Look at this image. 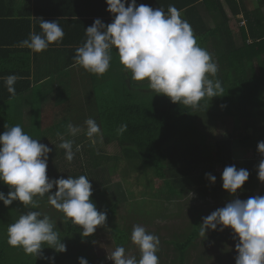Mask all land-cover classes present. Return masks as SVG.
Listing matches in <instances>:
<instances>
[{
	"label": "trees",
	"instance_id": "obj_1",
	"mask_svg": "<svg viewBox=\"0 0 264 264\" xmlns=\"http://www.w3.org/2000/svg\"><path fill=\"white\" fill-rule=\"evenodd\" d=\"M17 1L0 0V23L4 31L9 35L12 32L19 34L17 40L8 43L20 45V42L27 39L30 33H40V22L37 20L39 18L50 22L57 21L62 28H65L64 25L67 23V27L72 30L70 31L71 39L64 40L62 44L69 46L68 65L75 64V49L86 40L85 30L92 26L96 19L86 17L87 19H80L79 22L78 20L55 19L62 17L63 12L58 11L60 0H49L45 4L42 0H36V2L25 0L23 3L20 2L19 6ZM208 1L216 4L214 9H210L213 13L208 19L199 7L201 0H136V3L137 5H148L153 9L162 7L165 11L169 5H174L180 10L182 17L184 16V19L189 22L198 44L205 48L218 64L219 71L216 78L221 81L222 87H225L223 96L213 97L210 100L211 106L207 101H203L202 107L193 110L190 107L172 103L168 97L163 95H156L149 103L147 101L145 106L143 103L138 104L136 102L138 100L130 94L126 87L117 88L118 78L131 84V77L130 73L123 70L118 55L112 54L115 71L109 83L107 82L104 86L97 85L95 81L84 83L80 87L79 94H83L86 104L82 102L81 96L78 98L76 95V87H68L67 91L63 89L60 91L61 101L59 102L67 109L66 118L61 119L50 131H44L38 127V120L35 119L32 131L30 130L31 137L38 139L39 142L46 140L48 136L54 139L53 143L48 145L52 150L48 156L47 167V175L50 179H66L68 176L79 177L80 175H86L89 178L93 191L91 199L98 211L107 214L106 219L112 226L113 239L117 246L131 247L132 230L121 225L120 220L117 219L119 218L117 215L119 206L123 205L128 197L119 191L115 198L107 196L111 190L109 187L102 186V179L96 173L98 170H95L105 163L102 159L110 158L109 154L105 153V146L114 141L110 138L112 135L117 136L118 145L116 146L120 147L113 151H120L133 169L136 166L145 174L151 172L154 178L161 181V186L155 193L157 197L178 202L177 200L193 191L197 192L199 197L212 196L216 199L234 197L222 188L221 176L226 166L235 165L234 154L238 147L242 148L244 150L242 152L246 155L242 161L237 163L241 162L243 169L250 173L248 181L242 186L246 192L245 198L255 196L248 192H253L260 182L258 165L264 159V155L257 151L258 142L264 141V10L262 9L264 0H260L262 7L255 9H249L244 0H240V3L237 0ZM95 3L94 1V4L93 2L89 4L90 9L87 15L97 16L95 18L100 19L105 25L112 23L113 14L108 11L98 12L99 8L95 7ZM43 5H48V10L43 9ZM239 14L240 25L233 28L230 22ZM75 22L80 23V26H77ZM22 50L28 51L29 49L22 47ZM113 51L116 53L115 49ZM21 63L29 65L23 56ZM16 74L18 80L15 84L16 95L14 97L7 92L4 80H0V115L6 113L0 117V134L14 125V121L12 122L7 112L11 102L28 90H31L32 97L41 90L38 83L30 80L29 72L23 71ZM226 89L231 92H227ZM119 94L123 97L122 99L119 98ZM38 111V108L33 107L34 115H38ZM219 112L231 117L234 128L229 131L228 136L215 138ZM88 118H93L100 126L103 136L107 137L102 142L98 140L96 148L90 144L83 132L76 137L68 134L57 136L64 131L67 133L68 123L85 127L84 122ZM123 124H127V130L123 134H117V129ZM235 132H238V136L233 140H236L238 144L231 139ZM61 137L65 140H74L73 163L65 159V150L58 147L62 142ZM77 145L79 151H76ZM54 162L61 165H56ZM71 164H74L80 172L70 171ZM206 173H211L216 177L214 184L206 179ZM55 191L57 188L54 186L50 194H54ZM0 192H4L6 196L9 192V187L3 182H0ZM49 207L51 205L45 196L40 200L39 208L32 210H38L56 222L57 230L67 250L63 253H56L53 249L45 247L43 255L45 257L54 256V264H69L74 260H79L80 257L93 261L92 241L96 235L83 237L80 226L72 224L63 214L60 216L51 214ZM28 210L18 200L9 206H5L0 201V264H50L48 260L25 255L21 248L11 247L7 243L8 226L20 214ZM192 216L191 218L194 219L195 216ZM201 217L197 216L194 219L195 222L192 219L193 223H188V228L181 235L177 234L170 240H163L162 243L169 244V247L172 245L174 257L168 263L163 257L161 259V246L163 245L161 244L157 254L160 264H188L189 250L196 247L197 242L200 241V245L207 244L211 241L210 238L221 236L219 230H207L206 237H201L199 235ZM228 232L227 229L224 230L223 236L227 237ZM198 251L199 259L205 262L207 256L202 249Z\"/></svg>",
	"mask_w": 264,
	"mask_h": 264
},
{
	"label": "clouds",
	"instance_id": "obj_2",
	"mask_svg": "<svg viewBox=\"0 0 264 264\" xmlns=\"http://www.w3.org/2000/svg\"><path fill=\"white\" fill-rule=\"evenodd\" d=\"M107 11L113 14V22L105 25L96 19L86 28V40L75 49L74 62L90 74L102 77L108 72L112 61V51L117 50L119 62L131 79L147 81L148 88L156 95H163L172 103H178L197 110L202 102L223 96L224 88L219 79L218 64L212 55L202 48L189 24L182 18L180 10L169 5L167 11L160 7L153 9L136 0H106ZM127 5V6H126ZM39 20L40 33L32 32L20 42L33 53H42L50 45H62L65 32L57 21ZM16 75L5 77L4 83L11 96L16 95ZM85 127L67 124V134L76 137L82 132L94 147L102 142L103 133L93 118L84 122ZM127 124L117 129V134L127 130ZM59 148L65 150V159L72 162L75 157L73 139L65 140ZM52 150L38 139L27 134L17 124L0 134V182L9 187L7 196L0 192V201L5 206L14 201L22 202L26 213H22L7 228V243L21 248L25 255L41 258L54 264L55 257H45V247L56 253L65 252L57 224L48 215L38 210L40 200L45 196L49 205L64 214L72 224L80 226L82 236L88 237L97 227L106 225L107 214L97 210L91 199L92 185L86 175L50 179L47 175L48 156ZM76 151H79L77 145ZM257 151L264 155V141H259ZM250 173L226 166L222 172V188L234 197L248 181ZM212 184L216 177L205 174ZM258 179L264 182V159L258 165ZM57 188L50 194L53 187ZM233 230L238 238L235 264H264V195L246 200L234 198L222 208H218L203 218L199 235L206 237L207 230ZM131 242L139 250V258L126 253L123 246H117L108 255L114 264H160V238L141 225H134ZM79 264H88L80 257Z\"/></svg>",
	"mask_w": 264,
	"mask_h": 264
},
{
	"label": "rangeland",
	"instance_id": "obj_3",
	"mask_svg": "<svg viewBox=\"0 0 264 264\" xmlns=\"http://www.w3.org/2000/svg\"><path fill=\"white\" fill-rule=\"evenodd\" d=\"M252 6H255V4ZM249 8L253 9L255 7L249 6ZM237 21L239 27L240 20L238 19ZM129 76L131 77V74H129ZM124 87L127 88L131 95H134V98L138 100H135L138 104L143 103L144 106L147 101L149 103L156 96L155 92L148 88L147 81L137 82L131 79L130 84L128 82H123L118 78L117 88L123 89ZM226 91L231 92L228 89H226ZM118 96L121 99L123 98L120 94ZM116 100H118L117 96ZM205 101L208 102L209 106L212 105L210 100ZM217 117L219 130H215V133L217 134L215 138L228 136L229 131L234 128V122L231 120V117H227L223 112H219ZM237 136L238 132H235V135L231 138L235 144H238V142L233 140V138L236 139ZM106 138L107 137L104 135L103 139ZM110 138L114 141H112V143L108 146H105V153H108L110 158H101L102 162L104 161L105 163L101 164L98 169L96 168L95 170L98 171L95 172L98 177L102 179V186L109 187V190H111L107 196L109 195L111 198H115V195L117 196V192L119 191L128 197L126 198L125 203L120 205L118 209L117 215L119 218L117 217V219L120 220L119 222L121 225L130 231L133 229L134 225H141L149 232L159 236L161 242L160 245L163 244L161 246L162 249L160 257L161 259L163 257L164 261L167 263L174 257V251L171 249L172 245L169 247V244L162 243L163 240H170L177 234L181 235L185 232L188 228V223L192 222V214V217L195 216L194 219H196L197 216H202L200 220L201 224L203 222V218L210 215L216 209L224 207L226 203L230 202L232 199H246V192L244 190H238L237 195L235 197H231L230 199L223 197L216 199L212 196V198L210 196L199 197L195 191L189 192L183 198L177 200L178 202H172L164 199L163 197H157L155 193L160 188L161 181L154 178L151 172L145 174L137 169L136 166H134L135 169H133L123 154L120 151H116L117 148H120L116 146V144L118 145L117 136L114 137V135H112ZM114 149L116 150L113 151ZM242 151L244 150L238 147L234 154L236 161L235 166L238 170L243 168V166L241 162L240 164L237 162L242 161L245 157L244 155H246L245 152ZM116 156L118 158H115ZM70 163H73V161ZM54 164L61 165L56 162H54ZM69 170L76 173L80 172L75 168L74 164H71ZM150 183H152V185H149ZM118 184H120V186H118ZM263 188L264 182H259L255 190L248 193H252L257 196L259 193H263ZM103 204L105 205V203ZM49 210L51 214H56L57 216L63 214L52 206L49 207ZM193 222H195V220ZM111 227L112 226L109 225L107 219L105 226L97 227L96 232L94 233L96 237L92 241L93 247L91 250L94 258L93 261H88V264H114V261L108 259V255H110L117 247L113 239ZM226 229L227 232H229L228 236L224 237L223 231ZM217 230H219V226ZM224 230H219L221 232V236H219V238H210L211 241L207 244L203 243L202 245H200L201 242L199 241L197 242L196 247L190 248L188 253V264H235V260L238 255L235 246L239 241L238 238H233L234 233L231 228H225ZM130 244V248L129 246L125 247L126 253L135 255L138 258L140 255L139 250L137 246L131 242V239ZM200 249H202L203 253L207 256V258L204 257L206 258L205 262L198 257V250ZM233 259L234 262H232ZM69 264H79V260H74V262H70Z\"/></svg>",
	"mask_w": 264,
	"mask_h": 264
},
{
	"label": "crops",
	"instance_id": "obj_4",
	"mask_svg": "<svg viewBox=\"0 0 264 264\" xmlns=\"http://www.w3.org/2000/svg\"><path fill=\"white\" fill-rule=\"evenodd\" d=\"M25 0H18L17 4L20 5V2L23 3ZM36 2V0H32ZM39 1V0H38ZM45 4L49 0H42ZM95 7L99 8L98 12L107 11L106 0H60V9L62 11V17H57L55 19H69L79 22L80 19H87L86 17H95L97 16H88L87 11L90 9L89 4L93 2ZM240 3V0H237ZM245 5L249 8L251 7H262L260 0H244ZM225 4H227L225 2ZM255 6H252L254 5ZM258 5V6H257ZM48 5H43V9L48 10ZM216 6L215 2L201 0L199 7L201 12L208 19L209 15L213 13L210 9H214ZM253 8V9H255ZM250 9V8H249ZM264 10V6L262 7ZM100 15V14H97ZM88 18V19H92ZM184 19V16L182 17ZM240 20V14L233 18L230 22L233 28L238 27V21ZM75 22L77 26H80V23ZM61 26V25H60ZM63 28L65 32L64 40L71 39L72 31L66 23ZM235 26V27H234ZM62 27V26H61ZM19 34L12 32L10 35L4 31L2 24L0 23V80H4L5 77L9 75H16L17 72H29V78L33 83H38L41 90L40 93L32 97L31 90H28L23 95L17 96V98L11 102L10 106L7 108L9 112L13 126L19 124L22 126L23 130L32 135V131L35 119L38 120V127H41L44 131H50L57 125L61 119H65L67 116V109L65 106H61L60 91L68 87H76V95L78 98L81 96L83 103L86 104L83 94H79L81 90L80 87L84 83L89 81L96 82L97 85L104 86L107 82L111 81L112 74H114L115 67L113 64L114 59H112L110 68L107 73L102 77H97L94 74H90L85 71L82 67L72 64L68 65V55L70 51L68 50V45L62 44L60 47H56L54 44L49 46V49L42 53H33L31 50H22V47L19 44H9V41H14L19 38ZM114 56H117L116 53L112 51ZM116 54V55H115ZM22 56L29 65L22 64ZM113 57V56H112ZM12 72V73H11ZM18 77V76H17ZM70 92V91H69ZM71 105V104H70ZM33 107L38 108V115H34ZM6 113L0 115L3 116ZM49 118V119H48ZM67 134L60 133L57 136H63ZM49 137V138H48ZM46 140H40L41 143L45 145H50L53 143L54 139L51 136H48Z\"/></svg>",
	"mask_w": 264,
	"mask_h": 264
}]
</instances>
